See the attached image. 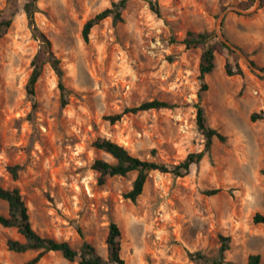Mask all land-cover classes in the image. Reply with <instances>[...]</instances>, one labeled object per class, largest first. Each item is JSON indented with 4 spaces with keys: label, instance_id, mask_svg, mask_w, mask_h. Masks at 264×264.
<instances>
[{
    "label": "rangeland",
    "instance_id": "rangeland-1",
    "mask_svg": "<svg viewBox=\"0 0 264 264\" xmlns=\"http://www.w3.org/2000/svg\"><path fill=\"white\" fill-rule=\"evenodd\" d=\"M115 1H38L37 24L60 59L69 92L62 106L58 78L47 63L35 96L27 93L41 43L23 11L27 0H0V22L12 20L0 40V187L19 190L40 235L75 250L86 241L104 259L109 226L115 223L127 264H208L188 253L216 257L220 236L230 238L226 261L246 264L248 255L259 254L264 264V225L252 222L255 213L264 215V119L250 121L252 113L264 111V77L221 48L216 34L226 9L243 10L229 12L219 31L264 69V6L258 0H130L121 22L105 19L86 43V21ZM148 1L158 4L159 16ZM190 31L217 37L211 41L217 48L215 68L203 93L198 79L203 48L181 43ZM247 44L256 46L253 54L243 50ZM226 63L233 70L240 66L244 76H227ZM152 100L175 107L128 114L114 124L106 119ZM198 103L207 125L227 140L215 139L211 154L186 176L151 172L136 202L125 198L136 172L98 184L94 162L115 163L94 146L100 139L168 166L201 152ZM15 165L22 170L13 180L7 168ZM214 189L220 192L205 194ZM7 214L0 201V215ZM8 239L24 241L16 229L0 225V264H25L37 255L9 251ZM38 264L78 262L50 252Z\"/></svg>",
    "mask_w": 264,
    "mask_h": 264
},
{
    "label": "trees",
    "instance_id": "trees-1",
    "mask_svg": "<svg viewBox=\"0 0 264 264\" xmlns=\"http://www.w3.org/2000/svg\"><path fill=\"white\" fill-rule=\"evenodd\" d=\"M38 1L39 0H27L23 6V11L32 30L33 37L41 43V49L34 56L32 61V72L27 84V93L32 97L35 96V88L41 76L42 66L47 63L58 78L61 104L62 106H65L67 105L66 97L69 92L63 82L64 72L61 67L60 59L52 50L50 39L41 31L37 24L36 14L40 13V9L37 5ZM129 1L130 0H117L113 2L110 7L105 8L94 17L87 20L82 29L83 40L88 43L91 30L107 18H111L115 24L121 22V13L126 8ZM260 1L262 6H264V0ZM252 2L254 3L255 0H252ZM148 4L151 10L159 16L160 9L158 4L152 1H148ZM245 5L248 8L252 6L251 4L250 6L248 4ZM11 24L12 20L0 22V40L7 34ZM214 38L217 37L213 32L199 33L190 31L187 32L186 37L181 42L187 49L203 48L198 66V79L201 82L199 93H203L208 90L206 78L215 68L217 48L211 44V41ZM218 44L221 48L234 54V52L222 42L218 41ZM251 63L253 66H256L253 61H251ZM260 69L264 71V69ZM225 72L229 77L244 76L243 70L238 65H236L233 70L230 65L226 63ZM198 97L201 99L200 94ZM174 107L175 106L163 101L152 100L141 103L138 106L125 108L121 113L108 116L106 119L111 124H114L122 120L123 117L128 114H138L150 110L172 109ZM195 108L197 110L196 124L199 132L205 139L204 149L201 152L190 153L179 164L168 166L166 164L140 159L139 157L130 154L123 146L111 140L100 139L94 143V146L110 155L114 159L115 163H110L102 159H97L94 162L92 168L99 175L98 184L104 185L110 177H126L129 173L136 172L137 175L133 182L132 189L125 195L126 199L136 202L142 195L147 178L151 172L158 171L161 173H171L176 177L186 176L190 172L193 165L199 164L206 155L211 154L215 139H217L220 143H225L227 140V136L225 134L207 125L204 110L199 103L195 106ZM262 119H264V111L252 113L250 115V121L253 123ZM7 170L13 180H16L18 173L22 170V167L19 165L9 166ZM219 192L220 189H214L206 191L205 194L207 196H212ZM0 201L5 202L8 206V214L0 215V225L4 228L16 229L18 234L24 239V241L8 239L6 242L7 249L15 253H27L30 251L37 252V255L28 260L25 264H38L42 258L50 252H58L65 260L69 262L77 261L78 264H127L121 256V230L115 223H111L109 226V232L106 238L107 259H104L97 253L96 249L86 241L82 243L78 250H75L66 241H57L40 235L32 226L28 207L23 201L22 195L18 189H4L0 187ZM252 222L255 225H264V215L255 213L252 217ZM79 235L81 238L83 237L81 232H79ZM229 249L230 238L220 236V247L216 257L207 259L199 252L195 254L188 253V256L190 258L195 257L198 259H206L208 264H233L225 259V253ZM246 264H261V256L259 254L248 255Z\"/></svg>",
    "mask_w": 264,
    "mask_h": 264
},
{
    "label": "water",
    "instance_id": "water-1",
    "mask_svg": "<svg viewBox=\"0 0 264 264\" xmlns=\"http://www.w3.org/2000/svg\"><path fill=\"white\" fill-rule=\"evenodd\" d=\"M258 4L261 3L260 0L257 1ZM231 11H236V12H241L243 13L244 11L243 10H240L236 7H230L228 9H226L222 14L221 16L219 17L218 19V22H217V28H216V34H217V37L218 39L223 43L225 44L228 48H230L233 52H235L248 66L249 68L258 76H262L264 77V71L259 69V68H256L255 66H253V64L251 63V61L247 58V56L237 47L235 46L234 44H232L220 31L219 29L221 28L222 24H223V21H224V18L226 17V15L231 12Z\"/></svg>",
    "mask_w": 264,
    "mask_h": 264
},
{
    "label": "crops",
    "instance_id": "crops-1",
    "mask_svg": "<svg viewBox=\"0 0 264 264\" xmlns=\"http://www.w3.org/2000/svg\"><path fill=\"white\" fill-rule=\"evenodd\" d=\"M255 47H256L255 45L247 44L244 47L245 49L243 48V50L247 53L253 54V52L255 51ZM253 60L256 62L260 61V55H257V56L253 55ZM261 65L264 67L263 63Z\"/></svg>",
    "mask_w": 264,
    "mask_h": 264
}]
</instances>
